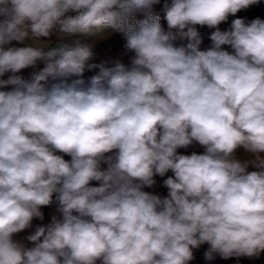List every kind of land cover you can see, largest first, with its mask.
<instances>
[{
    "label": "clouds",
    "instance_id": "obj_1",
    "mask_svg": "<svg viewBox=\"0 0 264 264\" xmlns=\"http://www.w3.org/2000/svg\"><path fill=\"white\" fill-rule=\"evenodd\" d=\"M159 2L0 0V88L13 86L0 90V264H189L204 243L206 260L264 252V20L218 27L260 0H172L167 31ZM197 25L216 29L206 50ZM106 29L130 64L90 62L85 39ZM193 143L204 153H177ZM241 147L254 158L238 160ZM169 170L166 197L143 190ZM54 202L32 247L14 239Z\"/></svg>",
    "mask_w": 264,
    "mask_h": 264
},
{
    "label": "rangeland",
    "instance_id": "obj_2",
    "mask_svg": "<svg viewBox=\"0 0 264 264\" xmlns=\"http://www.w3.org/2000/svg\"><path fill=\"white\" fill-rule=\"evenodd\" d=\"M163 3L164 4L168 3L170 6L172 3V0H164ZM162 8H163V12L157 13V14H159L161 16V24H162L163 28L167 31L168 25H167V20L165 19L166 13L164 11V6ZM162 8H160V9H162ZM66 14L70 15L69 13H66ZM74 15L75 14H73V16ZM257 17L264 20V0H260L259 4L252 5L247 9L240 10L234 16L230 15L228 17L227 21L222 22L220 25H218V27L221 31H226V30L230 29L232 21L236 18L245 19L246 22H248V21H251ZM135 18L137 20H140V19H144L145 17L142 15L136 14ZM196 27L202 36V44H201L200 48H201V50H206L212 44V41L209 39V37H210L211 33L214 32L216 29L215 28H209L206 25L205 26L197 25ZM124 43H125V40H124L122 34H120L118 32L114 33L113 35H111L109 37L100 39L99 41H97L95 43V46L93 48L95 55H94L93 60L90 62L100 63L104 60L119 59L123 63H125L126 65L130 64V59L134 55V53L127 52L124 49ZM176 43H177V45H179L180 43L186 44L187 41H177ZM5 47L6 48L7 47H20V45L18 44L17 41H12L9 45H7ZM222 48L226 51H229L230 53L233 52V50L231 49V47L229 45H223ZM43 67H44L43 62H38L37 65L35 66V68L29 67L26 69H22L17 74L21 75L24 78H29L33 71H37L39 69H42ZM96 71H98V70H91V71L86 70L84 73V77L87 79L88 77H91L92 75H94ZM9 75H11V73H6L3 77H0V79H7ZM12 87L13 86H7L5 88H0V90L8 91V90H11ZM243 150H245V149H243L242 147L238 148L236 150L235 157L238 160L245 161V160H251L254 158L251 153H248L246 151L244 152ZM193 152H195L196 154H203L204 148L202 146H200L198 143H193L192 145L188 146L187 148H178L177 149V153L183 154V155H191ZM56 154L63 156V158L65 160L71 159L70 156H68L64 153L57 152ZM241 154H242V156H240ZM106 155H111V153H108ZM261 156H264V153H261ZM101 167L103 169V168H106L107 166L102 164ZM253 170H256V169H254L252 166H249L248 171H253ZM170 176H174V173L171 170H169L163 177H161L159 175L154 176L153 178L155 180V184L150 188L145 187L143 190L146 192H150V193L159 195L162 198L166 197L168 195V189L166 186H164L163 181ZM90 183H91V186H99V182H97V181H92ZM53 200L55 201V194H53ZM54 205H55V207H57V204L55 202H54ZM34 219H36V218H34ZM50 222H51V217L48 219V216L47 217L44 216L43 220L39 219V224L41 226L47 225ZM261 257H263V256L246 257V258H245V256H241V257L232 256L228 259H223L222 257H220L217 254L216 259L218 262L214 263V264H264V259H262ZM244 259H248L249 262L243 263ZM189 264H191V263H189Z\"/></svg>",
    "mask_w": 264,
    "mask_h": 264
},
{
    "label": "crops",
    "instance_id": "obj_3",
    "mask_svg": "<svg viewBox=\"0 0 264 264\" xmlns=\"http://www.w3.org/2000/svg\"><path fill=\"white\" fill-rule=\"evenodd\" d=\"M56 208L54 203L49 205V206H43L41 207V211L43 212L44 216H48V219L50 217H52L53 215H57L59 216L60 214L56 211ZM37 226H41L39 224V219H33L32 221V226L30 228H27L17 234H14V239L17 241H20L22 243L25 244V246L27 247H32V242L27 241L26 237L28 235L34 234V231L36 229ZM210 248V245L208 243H204L202 245L199 246V248H194L193 249V260H191L189 263L191 264H214L217 263V259L216 256L217 254L214 255V258L211 260H206L204 257V254L206 251H208V249ZM259 256H263L261 257L262 259H264V252H261ZM246 258V256H245ZM249 262L248 259H244L243 263ZM97 264H100V261H97Z\"/></svg>",
    "mask_w": 264,
    "mask_h": 264
},
{
    "label": "bare ground",
    "instance_id": "obj_4",
    "mask_svg": "<svg viewBox=\"0 0 264 264\" xmlns=\"http://www.w3.org/2000/svg\"><path fill=\"white\" fill-rule=\"evenodd\" d=\"M67 13H69L70 15L71 14L72 15L73 14H75V15L77 14V13L72 12V11H69ZM114 33H116V32H114L111 29H106L104 31V33H103V38L109 37V36L113 35ZM77 38H79V36L78 35H75V36H71V37H63V40L64 41H67V40H73V39H77ZM103 38H99L98 39V38L93 37L92 39L87 40L86 42H91L92 40H95L97 42V41H99L100 39H103ZM39 40L42 41V42H44V43H46V44H48V46H49V45H51L53 43H57V42L61 41V37H60L59 33L54 29L52 31V33L50 34L49 37H40ZM18 44L20 45V47H24V46H34L33 40L31 38H26L22 43L21 42H18ZM44 50L47 51L49 49L48 48H45ZM243 151L245 152V150H243ZM242 154L240 156H242Z\"/></svg>",
    "mask_w": 264,
    "mask_h": 264
},
{
    "label": "water",
    "instance_id": "obj_5",
    "mask_svg": "<svg viewBox=\"0 0 264 264\" xmlns=\"http://www.w3.org/2000/svg\"><path fill=\"white\" fill-rule=\"evenodd\" d=\"M154 12H155V13H161V12H163V8H162V9L155 10ZM92 38H93V37L86 38V39H85V42H86L87 40L92 39ZM71 41H72V40H67V41H65V42H71ZM60 42H61V41L49 45V46H48V49H50V48H54V47L58 46V44H59Z\"/></svg>",
    "mask_w": 264,
    "mask_h": 264
},
{
    "label": "flooded vegetation",
    "instance_id": "obj_6",
    "mask_svg": "<svg viewBox=\"0 0 264 264\" xmlns=\"http://www.w3.org/2000/svg\"><path fill=\"white\" fill-rule=\"evenodd\" d=\"M163 6H164L163 0H160V2L158 4L153 6V11L160 9ZM137 14L144 16L143 13H137ZM65 15L67 16L68 14H65Z\"/></svg>",
    "mask_w": 264,
    "mask_h": 264
},
{
    "label": "trees",
    "instance_id": "obj_7",
    "mask_svg": "<svg viewBox=\"0 0 264 264\" xmlns=\"http://www.w3.org/2000/svg\"><path fill=\"white\" fill-rule=\"evenodd\" d=\"M164 1V0H163Z\"/></svg>",
    "mask_w": 264,
    "mask_h": 264
}]
</instances>
